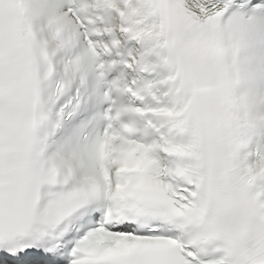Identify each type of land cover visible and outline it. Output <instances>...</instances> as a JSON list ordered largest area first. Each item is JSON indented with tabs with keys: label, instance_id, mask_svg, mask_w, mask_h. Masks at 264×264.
Segmentation results:
<instances>
[{
	"label": "snow or ice",
	"instance_id": "1",
	"mask_svg": "<svg viewBox=\"0 0 264 264\" xmlns=\"http://www.w3.org/2000/svg\"><path fill=\"white\" fill-rule=\"evenodd\" d=\"M264 0H0V264H264V155L186 107L169 50Z\"/></svg>",
	"mask_w": 264,
	"mask_h": 264
},
{
	"label": "clouds",
	"instance_id": "2",
	"mask_svg": "<svg viewBox=\"0 0 264 264\" xmlns=\"http://www.w3.org/2000/svg\"><path fill=\"white\" fill-rule=\"evenodd\" d=\"M186 107L203 108L219 130L242 133L258 119L264 101L258 80L264 73V17L229 16L190 34L169 50Z\"/></svg>",
	"mask_w": 264,
	"mask_h": 264
}]
</instances>
